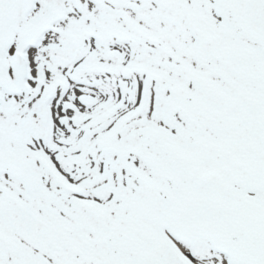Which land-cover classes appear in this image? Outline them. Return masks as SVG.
Returning <instances> with one entry per match:
<instances>
[{"label": "snow or ice", "instance_id": "snow-or-ice-1", "mask_svg": "<svg viewBox=\"0 0 264 264\" xmlns=\"http://www.w3.org/2000/svg\"><path fill=\"white\" fill-rule=\"evenodd\" d=\"M0 264H264V0H0Z\"/></svg>", "mask_w": 264, "mask_h": 264}]
</instances>
